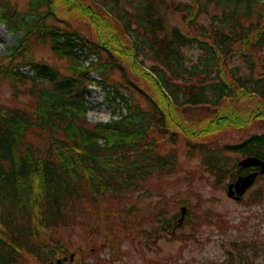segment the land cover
<instances>
[{"label":"trees","instance_id":"trees-1","mask_svg":"<svg viewBox=\"0 0 264 264\" xmlns=\"http://www.w3.org/2000/svg\"><path fill=\"white\" fill-rule=\"evenodd\" d=\"M55 1L30 0L20 15L8 0H0L6 29L23 33L0 57V81H9L14 92L7 100L14 106L0 105V264H55L64 253L54 237L64 229L91 226L93 235L110 240L120 224L105 200L136 192L153 176L173 174L178 131L187 139V157L199 156L214 185L237 177L238 159L231 165L227 153L264 161V133L220 149L192 141L223 125L264 122L263 112L243 119L223 106L256 98L264 108V0H138L132 11L118 0H59L80 13L89 31L59 15ZM166 12L181 17L185 30L168 27ZM201 16L207 17L205 25ZM33 44L48 45L64 61V70L36 61ZM187 50L198 52L194 60ZM82 55L96 62L84 67ZM236 56L247 74L228 66ZM91 72L111 108L106 123L91 124L87 118L94 108L85 96ZM22 84H28L25 91L18 87ZM20 92L26 101L19 100ZM176 113L213 120L193 131L196 123L178 120ZM258 189L250 203L262 200L264 187ZM166 225L178 229L175 218ZM91 253L74 260L89 259ZM227 254L224 261L207 264H264V242H231ZM89 264L106 262L102 257Z\"/></svg>","mask_w":264,"mask_h":264},{"label":"rangeland","instance_id":"rangeland-1","mask_svg":"<svg viewBox=\"0 0 264 264\" xmlns=\"http://www.w3.org/2000/svg\"><path fill=\"white\" fill-rule=\"evenodd\" d=\"M29 1L8 0V3L22 15L28 11ZM168 1L178 4L186 0ZM137 2L138 0H118L120 7L128 11H132L131 6L136 5ZM72 7L67 2L55 1L54 8L58 9L59 15L62 14L68 19L74 28L80 31L79 26H81L86 31L93 30ZM164 19L168 27L176 26L182 30L185 28L182 18L178 15L166 12ZM198 20L204 25L207 23L206 16H201ZM22 35V33L7 30L0 19V57L10 52V48ZM31 51L36 61L43 59L50 65L64 70V61L58 60L48 45L33 44ZM186 54L194 60L198 52L187 50ZM144 62L147 65L150 64L147 59H144ZM228 66L237 68V73L240 75L248 73L239 56L234 57ZM126 74L132 78L129 72ZM93 75L91 74L90 78ZM118 75V73L115 74V79H118ZM145 85L140 84L141 87ZM18 87L21 91H25L28 84L18 85ZM13 93L9 81H0V105L14 106L7 101ZM85 94L87 100L95 104V107L87 114L89 122L95 124L109 121L111 108L104 102L101 89L91 85L86 89ZM135 98L141 105H145L140 97L135 96ZM27 99V96L19 93V100ZM256 101V98H239L225 102L223 106L234 109L239 117L245 119L251 112L264 113V108L259 109ZM176 114L178 120L182 117L190 124L196 123L193 131L203 129L204 124L213 120L209 115ZM246 121L247 124L243 127L223 125L215 132L205 134L204 140L192 141H195L196 146L205 141L209 146L220 149L223 145L240 143L250 135L264 133V122L260 118L252 123ZM177 139L178 164L173 174L160 178L153 176L142 182L140 190L126 193L110 202L105 200L106 207L110 206L117 212V222L120 224L115 227L114 236L110 240L105 239L102 234L93 235L90 225L89 229L82 227L64 229L54 237L58 239L59 253H64L67 257L72 255V260L58 256L60 264H84V262L89 264L95 258L102 259V257L106 264L219 263L227 258V250L231 242L250 238H259L264 242V179L257 181L243 196L241 202H236L226 195L228 180L214 185L213 175L200 164L199 156L195 154L192 159L187 157V139L179 131ZM34 141L37 144L40 142L38 138H34ZM225 155L232 158V161H229L231 165L234 164L235 159H241V156L237 154ZM258 188L263 189L262 200L250 203ZM181 201L184 202L180 204ZM182 206L187 207V216L181 228L174 229L172 232L171 226L167 227L166 223L174 216L179 218ZM208 218L212 220V223H209ZM162 226H165L166 230H163ZM102 233L106 234L104 231ZM88 251L92 252L89 259L79 257L74 260L81 253Z\"/></svg>","mask_w":264,"mask_h":264},{"label":"water","instance_id":"water-1","mask_svg":"<svg viewBox=\"0 0 264 264\" xmlns=\"http://www.w3.org/2000/svg\"><path fill=\"white\" fill-rule=\"evenodd\" d=\"M239 168H251V167H259V172L250 173L245 176H239L234 183H231L227 187V197L232 198L236 201L241 200V196L244 192L253 184L255 178L258 175L264 174V162L255 157H246L239 161ZM186 213V208L181 209V219L178 224L181 223ZM60 262L58 261L57 264Z\"/></svg>","mask_w":264,"mask_h":264},{"label":"flooded vegetation","instance_id":"flooded-vegetation-1","mask_svg":"<svg viewBox=\"0 0 264 264\" xmlns=\"http://www.w3.org/2000/svg\"><path fill=\"white\" fill-rule=\"evenodd\" d=\"M259 169L258 168H254V169H251V170H249V171H247V173H251V172H256V171H258ZM243 174L245 173L246 174V171H243L242 172ZM256 179H258V178H256Z\"/></svg>","mask_w":264,"mask_h":264}]
</instances>
